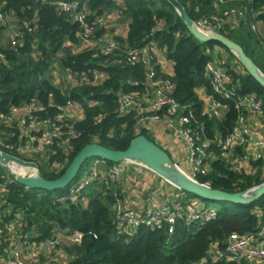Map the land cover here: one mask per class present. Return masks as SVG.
<instances>
[{"label":"trees","instance_id":"trees-1","mask_svg":"<svg viewBox=\"0 0 264 264\" xmlns=\"http://www.w3.org/2000/svg\"><path fill=\"white\" fill-rule=\"evenodd\" d=\"M178 1L195 23L216 12V4L221 12L233 8L247 11L245 18L238 21L235 27H227L219 34L239 44L264 73L260 34L252 30L253 24L264 23V0H224L222 3L217 0ZM59 2H78L89 13L87 18L90 21L117 12L119 22H128V34L125 40L116 37L115 40L128 48L157 44L158 51L173 63V75L161 71L156 56L147 67L142 64L116 65V57H106L96 49L76 51L74 46L81 43L78 36L80 25L59 8ZM0 6L1 12L11 17L23 35L22 43L17 47H11L10 43L7 47H0L4 55V59L0 60V113L33 99L46 106V111L40 113L42 119L54 117L58 107L68 102L79 104L84 112L81 121L72 123L74 131L80 134L79 138L69 140L64 147L62 141V144L57 142L52 152H48V159L43 160L44 165L36 163L47 180L61 177L74 157L88 144L97 143L124 151L139 135L155 142L145 129H138L135 110L124 116L116 113L119 95L134 93L139 99L145 95L150 82L147 75L149 68L155 71L154 80H169L174 85L172 96L187 111H193L204 124L209 140H219L218 134L224 139L237 119L233 102L220 96L217 99L228 106L224 119L218 121L201 116L205 103L197 90L204 87L208 94L213 93L205 70L210 61L222 59L215 56V49H219V56L223 51L229 55L224 68L234 84L240 85L236 92H256L264 100V88L245 69H239L237 57L220 43L199 42L167 0H0ZM25 22L32 31L24 27ZM105 32L104 27L97 37ZM57 62L63 70L77 77L86 75L92 81L93 73L97 71L105 74V79L99 83L85 82L62 89L54 84L51 74ZM13 142L18 143L19 140L15 138ZM209 150L217 158L209 159L208 173L197 178L200 183L228 193L246 191L264 183L262 160L248 161L250 170H245L238 168L234 161L220 158V151L215 145H211ZM243 151L239 147L234 153L239 156L244 154ZM14 155L27 159L16 152ZM64 162L59 172L52 168L54 164ZM107 164L114 165L111 162ZM6 172L0 165V183H7L8 190L7 207L10 211L6 213V221H15L18 233L32 234V240L37 243L61 234L64 237L61 249L69 256L66 264H194L207 257L213 244L223 247L232 233L255 232L264 224V196L250 205H240L207 201L176 189L179 195L184 196L185 206H191L192 200H199L204 207L217 209V218L203 224H189L184 219H178L173 233H169V226L164 225L161 229L142 226L133 234H119L112 211L118 191L115 186L111 190V184L105 183L106 187L105 184L95 183L84 194V199L74 204L59 200L71 185L53 192L30 189L14 181L13 177H10L12 181L9 183L4 175ZM78 233L83 235L82 242L73 243L71 238ZM7 247L8 243L0 238L1 254L6 253ZM219 264L240 263L224 261Z\"/></svg>","mask_w":264,"mask_h":264},{"label":"built area","instance_id":"built-area-1","mask_svg":"<svg viewBox=\"0 0 264 264\" xmlns=\"http://www.w3.org/2000/svg\"><path fill=\"white\" fill-rule=\"evenodd\" d=\"M217 1L224 2V0ZM58 5L63 12L70 14L73 20L79 23L78 36L82 43L102 41L103 46L96 50L106 57H116L114 59L116 65L142 64L148 67L155 59L154 56L157 57L158 46L155 43L148 44L144 48H128L115 38L105 40L102 38L103 36L97 37V33L106 27V16L90 21L87 18L89 13L82 9L78 2H59ZM216 7V12L209 17L201 18L196 23L197 27L206 34H219L227 27L233 28L247 14V11L240 8L221 12L217 4ZM4 27L10 29L8 35L10 46L14 48L20 45L23 38L21 31L18 30L15 23H10V16L0 10V34ZM24 27L28 31H32L26 22ZM252 30L258 33L259 24H253ZM260 44L264 50V38L261 36ZM2 59H4V55L0 52V60ZM224 64L223 59H214L206 65L205 75L209 79L213 93L207 94L202 99L206 104L201 113L202 117L208 116L220 121L226 115L223 112L224 107L227 112L228 106L222 104L217 97L220 96L233 102L234 109L237 111V119L232 131L224 139L218 137L219 140H209L205 134L204 124L198 120L193 111H187V108L172 96L174 85L169 80H154L156 74L152 68H149L147 73L150 82L147 92L143 95L145 102H142L138 98L139 96L134 93L121 94L117 100L116 113L119 116H124L132 110L137 112L136 125L139 130L151 127L154 123L175 130L178 140L186 145L189 152L188 168L183 169L176 165L197 182H199L198 177L208 173L209 159L217 158L209 152L211 145H215L219 149L220 158L229 159L232 163L233 161L236 164L239 163L237 161L239 156L234 153L239 147H242L245 152V160H262L264 163V140L259 139L258 142L255 140V137L259 138L260 132L264 128V100L256 92L238 94L236 89L240 88V85L234 84L231 75L225 70ZM104 79V74L96 71L93 73L92 81L83 75L80 77L79 83H99ZM73 105L74 103L68 102L66 105L59 106L58 113L54 117L46 119H42L40 116V113L46 111V106L37 99L21 106L11 107L5 113H0V127L6 125L7 128L10 127L13 130H8L9 138L3 143L0 150L13 156H15V152L23 155L20 153L23 150L24 153L34 155L41 151L43 153L52 152L53 146L59 141L61 144L63 142L62 146L64 147L69 140L79 138L80 134L73 129L74 121L69 118V112ZM100 121L101 117L98 118V122ZM22 136L27 138L28 152L22 146L24 138ZM64 137L67 139L64 140ZM15 138L19 140L18 143L13 142ZM250 152H253V155H250ZM134 166L147 169L130 161L109 166L104 160L93 159L70 186L68 192L59 200L74 204L80 203L84 199V194L95 183L110 182L109 184L119 187L125 174ZM54 167L59 172L60 165ZM201 184L210 187L208 184ZM7 206V183H0V238L8 243L6 250L8 256H6V261L2 259L0 264H37L44 252H54L62 246L64 237L61 234L41 243L33 241L30 233L19 234L16 222L6 221V213L9 211ZM112 211L118 233L125 235L135 233L142 226L161 229L164 225H168L169 233H173L174 224L178 219H184L189 224H203L215 220L218 216V211L215 208H207L202 205L185 206L181 201H176L172 205L150 201L142 210H138L132 205L129 197L119 195L117 192ZM82 237L83 235L78 233L71 238V241L81 243ZM224 261H234L240 264H264V224L260 225V228L255 232L232 233L223 247L213 244L207 257L194 264H219Z\"/></svg>","mask_w":264,"mask_h":264},{"label":"water","instance_id":"water-1","mask_svg":"<svg viewBox=\"0 0 264 264\" xmlns=\"http://www.w3.org/2000/svg\"><path fill=\"white\" fill-rule=\"evenodd\" d=\"M175 9L182 21L188 27L190 33L201 43L216 42L223 45L239 61V69H245L258 84L264 88V73L258 68L254 61L246 54L244 49L236 42L228 39L222 34H206L202 32L194 21L189 17L184 6L178 0H167ZM100 159L106 162L118 164L130 161L144 166L175 188L196 196L197 198L213 202H231L240 205H250L264 196V183L237 193H228L222 190L207 187L184 173L172 160L168 152L151 141L144 135L134 138L129 147L122 150H113L97 143L86 145L71 161L64 174L55 179L47 180L40 172L36 174H18L13 177L19 184L30 188L46 191L67 189L79 177L82 167L89 160ZM0 165L10 174L11 167L38 170L35 162H28L0 150Z\"/></svg>","mask_w":264,"mask_h":264},{"label":"crops","instance_id":"crops-1","mask_svg":"<svg viewBox=\"0 0 264 264\" xmlns=\"http://www.w3.org/2000/svg\"><path fill=\"white\" fill-rule=\"evenodd\" d=\"M106 18L108 20L109 25L106 24L107 25L105 27L106 32L103 33V39L107 37H111V35H113V38L116 37L125 40L128 34V22L127 21L119 22L120 15L117 12L111 13ZM258 34H260V36L264 38V23H259ZM84 43H88V42L82 43L81 41L80 44L83 45ZM97 43L99 44L100 47L103 46L102 41ZM88 44L90 45V43ZM77 48L78 50L76 49V51H80L81 47L78 46ZM215 50H216L215 56L218 57L219 49H215ZM157 61L160 63L161 71L164 74L169 76L173 75L174 73L173 63L170 60L166 59L165 54H161L160 51H158ZM65 73H66V83H67L66 87L63 88L62 86L56 84V82H54L53 79V82L56 86L62 89H67L77 86L79 84L80 77H77L76 75H72L71 73H69V71ZM197 92L202 99H204L205 96L208 94L207 90L204 87L199 88ZM140 100H142V102H145L144 97H142ZM226 110H227L226 107H224L223 109L224 115L226 113ZM69 118L71 121L74 122L81 121L84 118L83 109L79 104L73 105L71 111L69 112ZM144 129L150 134L152 138H154L155 142L158 145H160L170 154L174 163H176L177 165H179V167L183 169L188 168V158H189L188 149L185 144H183L178 140L175 130L167 129L163 125L155 124V123L152 124L151 127L143 128V130ZM217 137H220L219 134ZM259 139L264 140V128L261 130L259 138L255 137L256 142H258ZM243 155H239V157L237 158V161L239 162L237 164V167L244 168L245 170H250V167L248 165L249 160H245L246 156ZM183 159H185V164L183 162ZM115 188L116 190H118L116 192H119V195L129 197L132 201V205H134L135 208L138 210H142L150 201H158L159 203L166 205H172L176 201H181L183 204H187L185 200H182L184 196L179 195L177 193L178 192L176 190L177 188L167 183L165 180H163L161 177L156 175L154 172L140 168L138 166H134L132 169H130L125 174L121 185ZM191 203H193L191 205L192 207L195 205L203 206V204L199 203V200L196 199L192 200ZM6 256H8L6 255V253L1 254L0 252V262L2 261V259H5L6 261ZM58 256L61 257V254L57 251L44 252V255L40 257V259L37 261V264H56L55 260L56 258H58Z\"/></svg>","mask_w":264,"mask_h":264},{"label":"rangeland","instance_id":"rangeland-1","mask_svg":"<svg viewBox=\"0 0 264 264\" xmlns=\"http://www.w3.org/2000/svg\"><path fill=\"white\" fill-rule=\"evenodd\" d=\"M0 10H1V6H0ZM106 20H107V18H106ZM12 21H11V17H10V23H11ZM13 24H14V22H12ZM106 23L109 25V23H108V20L106 21ZM107 26V25H106ZM17 27H18V25H17ZM9 32H10V29L8 28V27H4L3 28V31H2V33L0 34V47L1 46H3V47H7L8 46V44H9V38H8V35H9ZM103 38V37H102ZM113 38V35H111V37H107V38H105V40H111ZM96 40V39H95ZM8 43V44H7ZM88 43H90V45L88 44ZM88 43H84L83 45L82 44H80L79 46L81 47V49H80V51H84L85 49H87V50H95V49H97L98 47H100L99 46V44L96 42V41H89ZM93 43V44H92ZM78 46H74V49H77L78 50V48H77ZM263 51V50H262ZM221 53V56H218L219 58L221 57L222 59H223V61H224V63L226 64V62H227V59L229 60V55L226 53V52H224L223 51V53L222 52H220ZM157 54H158V52H157ZM61 55V54H60ZM251 56H253V54H251ZM155 57V56H154ZM158 57H160V56H158ZM224 64V65H225ZM65 72H67L66 70H63V68L59 65V63L57 62V63H55V65L53 66V68H52V70H51V74H52V77H53V79H54V82H56V84H58V85H60V86H62L63 88H65L66 87V73ZM73 75V74H72ZM10 129V127H6V125H4V126H1L0 127V149H1V146L3 145V143H5L6 142V140L9 138V132H8V130ZM24 136H22V138H23ZM22 146L27 150V152H28V148H29V145L27 144V138H23V143H22ZM21 154H23L24 156H25V158H27V159H25V161H28V162H35V163H37V164H40V165H44V161L43 160H47L48 158H47V154H48V152H46V153H43L42 151L40 152V153H36V154H32V153H30V154H28V153H24V150L22 151V152H20ZM43 153V154H42ZM250 155H253V152H250L249 153ZM182 155H184V154H182ZM91 162V160L89 161V163ZM183 162H184V164H185V159H183ZM66 162H64V163H56V164H54L53 165V167L52 168H54V169H56L54 166L55 165H60V168H59V171H60V169H62V167L64 166V164H65ZM88 163V164H89ZM15 166H12L11 167V169H12V171H13V173H9L6 169H5V171H7L6 172V174H4L7 178H8V181H9V183L11 182V180L12 179H10V177H15V176H17L19 173H21L22 172V174H26V173H34V174H36V173H39L40 171H39V169L38 170H33V169H24L23 171L21 170V171H19V170H15V169H13ZM4 173V172H3ZM105 183H107L108 185H110L109 183L110 182H103L102 184H105ZM106 185V184H105ZM113 185H111V186H109V188H111ZM106 187H107V185H106ZM114 189V186L111 188V190H113ZM115 191V190H114ZM10 211V210H9ZM7 213H9V212H7ZM18 219V218H17ZM16 219V220H17ZM61 248H63V245L60 247V248H58V250H57V252H59L60 254H61V257L60 256H58V258H56V264H66V262L68 261V259H69V256L67 255V252H65L64 250H62ZM63 255V256H62ZM62 258V259H61ZM61 261V263H60V261Z\"/></svg>","mask_w":264,"mask_h":264},{"label":"bare ground","instance_id":"bare-ground-1","mask_svg":"<svg viewBox=\"0 0 264 264\" xmlns=\"http://www.w3.org/2000/svg\"><path fill=\"white\" fill-rule=\"evenodd\" d=\"M13 169H15V170H19V171H21V170L23 171V170H24L23 168H19V169H18L17 167H16V168L14 167ZM29 170H30V169H29ZM21 173H22V172H21Z\"/></svg>","mask_w":264,"mask_h":264}]
</instances>
